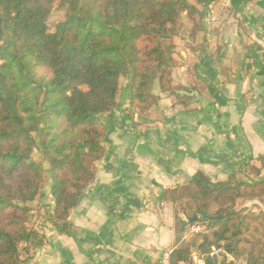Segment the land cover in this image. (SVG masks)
<instances>
[{
    "label": "trees",
    "instance_id": "16d2710c",
    "mask_svg": "<svg viewBox=\"0 0 264 264\" xmlns=\"http://www.w3.org/2000/svg\"><path fill=\"white\" fill-rule=\"evenodd\" d=\"M215 1L0 0V264H27L46 244L45 232L31 224L34 204L46 197L45 224L76 238L70 212L96 181L109 131L103 116L118 105L123 80L130 112L146 113L158 102L155 83L176 97L174 105L187 109L197 101L192 94L205 86L174 82L176 39L207 35ZM55 6L63 18L52 24ZM37 152L49 164L48 192ZM263 166L264 156L250 158L239 181L214 183L199 173L163 191L161 200L175 205L170 264H193L194 252L204 264L242 257L264 264V212L237 207L240 199L264 195ZM193 216L186 227L204 230L184 238ZM213 246L222 248L217 257L207 255Z\"/></svg>",
    "mask_w": 264,
    "mask_h": 264
},
{
    "label": "crops",
    "instance_id": "0c3cea01",
    "mask_svg": "<svg viewBox=\"0 0 264 264\" xmlns=\"http://www.w3.org/2000/svg\"><path fill=\"white\" fill-rule=\"evenodd\" d=\"M218 1L230 29L221 32L231 42L220 55L227 76L220 58L210 56L216 43L197 52L181 48L175 82L204 92H194L197 101L186 109L155 83L159 100L146 113L130 112L124 80L118 105L103 116L109 131L96 181L70 212L76 238L48 227L46 244L27 264H170L163 254L177 240L175 205L161 200L163 191L199 173L214 183L239 181V168L264 156V0ZM237 207L264 212V195Z\"/></svg>",
    "mask_w": 264,
    "mask_h": 264
},
{
    "label": "rangeland",
    "instance_id": "374dc122",
    "mask_svg": "<svg viewBox=\"0 0 264 264\" xmlns=\"http://www.w3.org/2000/svg\"><path fill=\"white\" fill-rule=\"evenodd\" d=\"M223 8H224V5L221 2H219L218 0H216L210 6L209 11L207 12L206 19H205V26L207 27V35H205L206 32L203 31V33H201L197 37L196 40H192L189 37V35L187 33H185V35L179 36L176 39L177 45H176V48L174 51V61H175V64H177V66L180 63V58L177 59L175 57V55H176L178 50H182L181 48H184V49L190 48L191 51L197 52L200 50L202 51L205 45L210 46V45H215V43H216V49L214 50L215 53L211 54L210 56L214 57V59H216V57H215V54H216L221 59L222 56H220V55H222V51H223L224 46L231 44V42L228 41L230 39L221 37V35H222L221 32L227 31L229 29L228 28L229 27L228 22L225 19L226 16H228V13L224 12ZM62 18H63V11L57 9V6H55L49 22L54 24L57 21L61 20ZM241 28L243 29L242 26H241ZM229 31H230V29H229ZM213 34H214V37H212ZM203 35L207 36V38H206L207 40L205 39L206 41L204 44L202 43ZM250 37L251 36L249 34H247L248 41L251 39ZM174 82H175V80H174ZM123 83H124V80L122 81V85H123ZM34 157H35V160L37 162H40L42 167H43L44 190L46 192H48L49 191L48 184L50 182V178H49V175L47 173V170H48L49 164L47 162H44V160H43V162L41 161V157L39 156L38 152L35 153ZM43 204H49V203L42 202V204H41L37 201L34 204V208L32 210L31 224H33L35 226V228H37L39 231L45 232L46 230L44 227H43L44 229L40 228L42 222L46 223L45 218H46V214H47L46 212L48 211V210H46V206ZM48 227H50V226L47 225V228ZM244 259H245V257H242V258H239L236 260H238V261L241 260L242 264H244L245 263Z\"/></svg>",
    "mask_w": 264,
    "mask_h": 264
},
{
    "label": "built area",
    "instance_id": "2783aa9c",
    "mask_svg": "<svg viewBox=\"0 0 264 264\" xmlns=\"http://www.w3.org/2000/svg\"><path fill=\"white\" fill-rule=\"evenodd\" d=\"M43 227L45 228V230L47 229V225L44 222L41 223L40 228ZM203 230H204V225L197 223L191 224L184 229V238H191L192 236L198 234ZM221 252H222V248L213 246L207 255L210 257H217L220 255ZM170 256H171L170 251L163 254V258L166 261L170 260ZM232 260H233V264H242L241 260L238 261L235 258H232ZM192 262L193 264H204V256H199L196 252H194L192 255Z\"/></svg>",
    "mask_w": 264,
    "mask_h": 264
},
{
    "label": "water",
    "instance_id": "95a60500",
    "mask_svg": "<svg viewBox=\"0 0 264 264\" xmlns=\"http://www.w3.org/2000/svg\"><path fill=\"white\" fill-rule=\"evenodd\" d=\"M196 220H197V217H196V216L191 217V218L188 220V222L185 223V225L183 226V229L186 227V225H187L188 223H193V222L196 221Z\"/></svg>",
    "mask_w": 264,
    "mask_h": 264
}]
</instances>
